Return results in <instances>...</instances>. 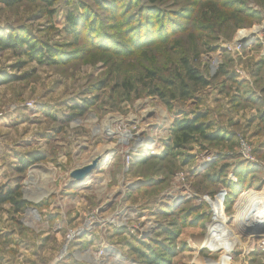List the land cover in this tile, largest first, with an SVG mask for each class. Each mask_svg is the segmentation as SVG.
Returning a JSON list of instances; mask_svg holds the SVG:
<instances>
[{"label": "rangeland", "instance_id": "rangeland-1", "mask_svg": "<svg viewBox=\"0 0 264 264\" xmlns=\"http://www.w3.org/2000/svg\"><path fill=\"white\" fill-rule=\"evenodd\" d=\"M53 2L0 4V35L22 32L57 52L47 60L0 51V79L10 81L0 86V196L14 191L22 203H0V264H147L151 250L161 264H264L257 240L232 220L243 192H264V0H120L115 12L89 0ZM82 5L93 23L71 34L66 16L82 20ZM183 61L208 85L186 81ZM198 114L208 134L231 142L195 136L176 149L174 122ZM124 132L131 138L122 144ZM241 139L252 160L241 156ZM105 147L106 162L71 182ZM34 156L43 161L26 167ZM241 165L249 184L237 192L226 183L236 185ZM38 187L48 192L35 203ZM218 196L244 244L231 254L219 243L202 248L213 219L207 202Z\"/></svg>", "mask_w": 264, "mask_h": 264}, {"label": "trees", "instance_id": "trees-1", "mask_svg": "<svg viewBox=\"0 0 264 264\" xmlns=\"http://www.w3.org/2000/svg\"><path fill=\"white\" fill-rule=\"evenodd\" d=\"M89 1H91L97 7L103 9L105 12H115V10L117 9L116 3L120 0H89ZM135 1L136 0H133V2L128 0L130 4L134 3ZM34 3H42L45 7H47V9H49L50 7L53 6L54 2L53 0H0V4L4 5L7 8L15 7V6L22 5V4H34ZM82 7L85 10L84 12L85 14H83L82 16L83 19L81 18L82 20H79L71 13H69L66 16L68 28L70 29V32H72L71 34L73 33L77 34L79 31H84L87 25H88V30H89V25L93 23L91 13L87 12L88 10L86 7H84V5H82ZM123 12L122 13L120 12V13L123 14ZM48 13L52 14V12H48ZM140 13H139V17H140ZM87 20L89 24L86 22ZM153 23H154L153 21H150V23L148 24V27H151ZM155 23L156 24L154 25V27L156 29L162 28V26L165 24V22L163 23V21L161 20L160 22L156 20ZM121 25L122 24H119V25L116 24L115 27H121ZM123 25L126 26L130 24L124 22ZM97 27L98 25L95 26L94 30L92 29L94 31V34H98V32L100 33V29L99 27L98 28ZM171 29H174V28H171ZM95 43L96 44L99 43V40H95ZM19 48L25 49V52H24L25 55L30 56V54L38 53V57H39L38 59L52 60L54 59L55 55H57V52L55 50L50 49L45 46L43 47L37 44L36 42L32 41L30 38L25 36L22 32L21 33L20 32H17V33L10 32L6 36L0 35V51L16 50ZM261 63H264V60L263 62L261 61ZM182 67H183V72H184V78L186 81H188L189 83L195 86L205 87L208 85V82L202 76H200V74L197 73L196 70H194L191 66H189L187 62L183 61ZM8 82H10L8 79H0V86ZM181 87H182V91H181L182 98L183 99L188 98V92L185 91L186 88L182 86V83H181ZM241 87L246 88V84L243 83ZM246 100L247 102L252 103V104H260V100L258 98L255 100H249V99H246ZM206 119H207L206 116L198 114V115H195L192 119L176 120L173 124L172 132H171V135L173 137L174 147L177 149V148H181L191 143L195 136H198L200 139L208 143L220 144V143H224L225 141L231 142V138L225 137L224 134H220V133L213 132V131L211 132V134H208V132L211 131V126L206 124ZM258 121L260 123V126L264 128V113H260ZM167 153H170V152L168 151ZM169 155H171V153ZM39 161L41 162L43 161V159L39 156H34L24 165L28 167L30 164L34 162H39ZM242 167L243 165L240 166L239 168L240 170L238 169L239 171L238 170L234 171V176L237 180L236 182L237 186L233 183H226V186L230 189L234 190L237 188V192H239L238 187L244 188V186L246 187V185L248 186L249 184L247 183L246 177H245L249 169H244ZM222 171L223 170H220L217 176H215L214 180L222 179V178H218V176L221 177ZM18 197H19L18 193H15L14 191H7L6 193L1 194L0 203L10 202L11 204H13L14 206L18 208L20 206L22 207V203L18 200ZM39 206H36V208ZM258 255L260 257H264L261 253ZM252 256L254 258H258L257 254H253ZM143 258H144L145 263L147 264H161L162 263V262H159L161 261V258H159L158 255L154 253L152 250H151L150 255L148 256L144 255Z\"/></svg>", "mask_w": 264, "mask_h": 264}, {"label": "bare ground", "instance_id": "bare-ground-1", "mask_svg": "<svg viewBox=\"0 0 264 264\" xmlns=\"http://www.w3.org/2000/svg\"><path fill=\"white\" fill-rule=\"evenodd\" d=\"M259 30L260 29H256L255 32H253L252 34L253 35L258 34L260 32ZM239 34H240L239 37H241V39L246 37V35L243 32ZM119 120L120 119H118L117 117L110 118L105 122V125L103 126V128L106 126H110L112 123L119 121ZM139 136L138 134H136L137 141L141 143H145V141L148 142V139H141L142 136L141 137ZM130 138H131L130 134L126 132L121 133L120 143L125 144L127 140ZM109 149L110 147H105L101 149L100 151H97L87 162L83 163L82 167L80 168L89 166L92 163H95L96 168H97V166H99L101 163L106 162V159L109 155V152H107V150ZM30 179L31 180L29 181V184H34V181H36L35 180L36 176L34 177V174H33V176L30 177ZM72 181H75V180L71 179V182ZM37 190H42V191L38 193V195L31 193L30 196L32 197H29L31 198L30 200H32L35 203L39 202V200L43 198V196H45V194L48 192V190H46L45 188H40V187H38ZM218 202H219V199L217 203L213 205L215 217L208 227L209 232L206 235L205 242L202 248L203 249H213L216 247L215 243H219L223 248L226 249L227 254H229L233 251V248L236 245L244 246V244L240 240V236L237 234L236 229L235 228L230 229L227 226L226 222H228L230 218H227L223 214V206L220 204V202L219 203ZM234 210H235V215L232 216L234 226H239L242 232H247L248 235H254L255 233H259L261 230H264V192H253V191L243 192L238 197V200L234 206ZM29 215H34V214L33 212H30ZM252 230H256L257 232L252 231Z\"/></svg>", "mask_w": 264, "mask_h": 264}, {"label": "built area", "instance_id": "built-area-1", "mask_svg": "<svg viewBox=\"0 0 264 264\" xmlns=\"http://www.w3.org/2000/svg\"><path fill=\"white\" fill-rule=\"evenodd\" d=\"M237 42L240 43L239 41H237ZM236 46H238V44ZM239 145H240L239 146V149H240L241 156L243 158H245L246 160H252V157H251V148H250L249 144L245 140H242L241 139ZM218 199H219L220 204L223 206L224 196L215 197L214 201H211V202H207V200H206L207 204L210 206L211 211L213 213V219L215 217L213 205H215L217 203ZM252 231H256V230H252ZM250 239L252 240V242H254L255 240H257V242H256L257 243L256 244L257 251H259L264 256V233H261V234H258V235L257 234L248 235V240H250ZM252 242L249 241L247 244L252 243ZM252 245H253V243H252ZM215 246L217 247L216 243H215ZM238 246H241V245H238ZM253 247L254 246H252L251 251H247V255L249 253H251L252 251H254L255 248H253ZM234 248H233V250H234ZM211 250H216V249H211Z\"/></svg>", "mask_w": 264, "mask_h": 264}, {"label": "water", "instance_id": "water-1", "mask_svg": "<svg viewBox=\"0 0 264 264\" xmlns=\"http://www.w3.org/2000/svg\"><path fill=\"white\" fill-rule=\"evenodd\" d=\"M96 168V165L95 163H92L91 165L89 166H85L83 168H80V169H76V170H73L71 173H70V178L75 180L77 183L78 182H81L85 179V177H87L93 169ZM35 211V209H33ZM257 232V231H256ZM261 233H264V230H261L259 233H255V234H261Z\"/></svg>", "mask_w": 264, "mask_h": 264}, {"label": "crops", "instance_id": "crops-1", "mask_svg": "<svg viewBox=\"0 0 264 264\" xmlns=\"http://www.w3.org/2000/svg\"><path fill=\"white\" fill-rule=\"evenodd\" d=\"M263 143H264V141H263Z\"/></svg>", "mask_w": 264, "mask_h": 264}]
</instances>
